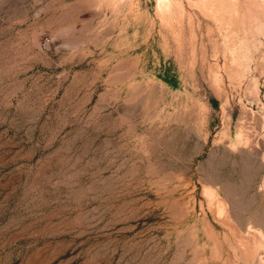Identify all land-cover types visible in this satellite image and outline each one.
I'll list each match as a JSON object with an SVG mask.
<instances>
[{
    "label": "rangeland",
    "instance_id": "374dc122",
    "mask_svg": "<svg viewBox=\"0 0 264 264\" xmlns=\"http://www.w3.org/2000/svg\"><path fill=\"white\" fill-rule=\"evenodd\" d=\"M169 1L0 0V264H264V0Z\"/></svg>",
    "mask_w": 264,
    "mask_h": 264
},
{
    "label": "bare ground",
    "instance_id": "6f19581e",
    "mask_svg": "<svg viewBox=\"0 0 264 264\" xmlns=\"http://www.w3.org/2000/svg\"><path fill=\"white\" fill-rule=\"evenodd\" d=\"M157 2H158L159 8H161L162 10H166L170 6L169 0H157Z\"/></svg>",
    "mask_w": 264,
    "mask_h": 264
},
{
    "label": "built area",
    "instance_id": "2783aa9c",
    "mask_svg": "<svg viewBox=\"0 0 264 264\" xmlns=\"http://www.w3.org/2000/svg\"><path fill=\"white\" fill-rule=\"evenodd\" d=\"M49 41H50V39H48V38L43 39V41L41 42V47L43 49H47L48 45H49Z\"/></svg>",
    "mask_w": 264,
    "mask_h": 264
}]
</instances>
